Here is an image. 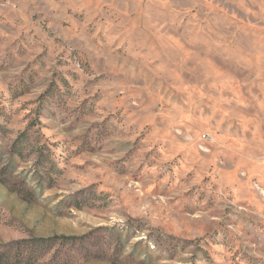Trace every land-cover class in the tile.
<instances>
[{
	"label": "rangeland",
	"instance_id": "374dc122",
	"mask_svg": "<svg viewBox=\"0 0 264 264\" xmlns=\"http://www.w3.org/2000/svg\"><path fill=\"white\" fill-rule=\"evenodd\" d=\"M0 264H264V0H0Z\"/></svg>",
	"mask_w": 264,
	"mask_h": 264
}]
</instances>
